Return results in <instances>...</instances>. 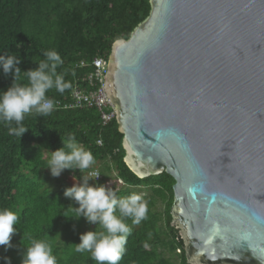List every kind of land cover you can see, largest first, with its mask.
<instances>
[{
    "label": "water",
    "instance_id": "obj_1",
    "mask_svg": "<svg viewBox=\"0 0 264 264\" xmlns=\"http://www.w3.org/2000/svg\"><path fill=\"white\" fill-rule=\"evenodd\" d=\"M150 5L109 56L124 161L175 179L188 264H264V0Z\"/></svg>",
    "mask_w": 264,
    "mask_h": 264
},
{
    "label": "trees",
    "instance_id": "obj_2",
    "mask_svg": "<svg viewBox=\"0 0 264 264\" xmlns=\"http://www.w3.org/2000/svg\"><path fill=\"white\" fill-rule=\"evenodd\" d=\"M150 9V0H0V55H17L21 71H27L46 59L44 51L55 50L64 61L57 72L72 84L63 94L55 89L47 93L56 102V110L50 116H26L23 124L29 130L21 138L9 134L8 126L0 122V210L19 216L12 247L0 246V264H6L5 258L22 264L33 239L46 240L58 264H96L89 253L79 254L74 248L81 234L99 227L83 217L65 218L73 215L69 205L78 207L63 194L73 185L59 178L49 180L43 171L48 160L45 153L63 147L61 136L66 139L69 134L75 136L78 147L95 157L90 169L96 167L101 175L98 182L89 180L90 185L111 188L118 198L139 194L147 202L146 220L140 225L126 221L132 232L119 264H188L183 238L171 224L175 179L166 171L139 177L127 166L123 133L115 117L103 124L95 106H65L74 100L76 87H90L86 77L93 58L108 59L113 42L128 38ZM12 82V75H5L0 67V92ZM17 82L27 83L23 72ZM67 170L80 181L84 176L79 170Z\"/></svg>",
    "mask_w": 264,
    "mask_h": 264
},
{
    "label": "clouds",
    "instance_id": "obj_3",
    "mask_svg": "<svg viewBox=\"0 0 264 264\" xmlns=\"http://www.w3.org/2000/svg\"><path fill=\"white\" fill-rule=\"evenodd\" d=\"M43 55L46 59L41 60L37 68L27 71H21L18 66L21 61L17 55H0L3 73L13 77L11 86L0 92V122L8 126L9 134L19 138L29 130L23 124L26 116L35 113L38 117H45L56 110V102L47 96L50 90L55 89L63 94L72 88V84L65 81L64 73L57 72L58 67L64 63L58 52L47 50ZM22 72L27 78L26 84L17 82ZM13 123L15 127L11 126ZM61 140L63 147L49 150L46 168L50 169L53 177H59L65 169L79 170L84 174L80 183L64 190V196L75 201L78 207L69 205L67 209L73 215L63 216L68 219L83 217L89 224L99 227V230L81 234L74 251L79 254L89 253L96 264H119L126 254L128 237L132 232L126 221L131 219L132 224L140 225L146 220L149 212L147 202L139 194L118 198L111 188L90 185L89 180L98 182L101 175L96 167L90 169L96 163L93 153L78 147L73 134H69L66 139L61 136ZM117 182L124 184L121 178ZM18 223L19 216L15 212L0 210V246L12 247L10 240L17 231L14 226ZM5 261L11 264L10 259L5 258ZM22 264H58V261L46 240L33 239L23 253ZM189 264H198V257H193Z\"/></svg>",
    "mask_w": 264,
    "mask_h": 264
},
{
    "label": "built area",
    "instance_id": "obj_4",
    "mask_svg": "<svg viewBox=\"0 0 264 264\" xmlns=\"http://www.w3.org/2000/svg\"><path fill=\"white\" fill-rule=\"evenodd\" d=\"M108 59L96 56L91 61L92 70L87 75L89 88H79L74 90V102L65 106H95L100 112L103 124L110 122L116 116L115 104L107 95L105 80L108 70ZM101 143V140L98 141Z\"/></svg>",
    "mask_w": 264,
    "mask_h": 264
},
{
    "label": "rangeland",
    "instance_id": "obj_5",
    "mask_svg": "<svg viewBox=\"0 0 264 264\" xmlns=\"http://www.w3.org/2000/svg\"><path fill=\"white\" fill-rule=\"evenodd\" d=\"M45 155L47 156V158L49 159V157H50V152H46L45 153ZM97 166V165H96ZM44 173H45V175L47 176V179H49V180H54L55 181V179H63L64 181H65V183L66 184H69V185H75V184H78V183H80L81 181L80 180H78L70 171H68L67 169H65V170H63L62 172H61V174H60V176L59 177H53L52 175H51V172H50V169H48V168H45L44 170ZM84 175V174H83ZM112 176H114V173H112L111 174V177ZM73 177H75V179H73ZM92 183V182H91ZM158 207L159 208H162V205H161V203H159V205H158Z\"/></svg>",
    "mask_w": 264,
    "mask_h": 264
}]
</instances>
